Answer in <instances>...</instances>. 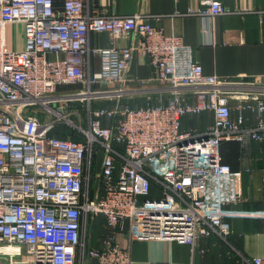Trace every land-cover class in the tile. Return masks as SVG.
<instances>
[{
  "label": "built area",
  "instance_id": "built-area-1",
  "mask_svg": "<svg viewBox=\"0 0 264 264\" xmlns=\"http://www.w3.org/2000/svg\"><path fill=\"white\" fill-rule=\"evenodd\" d=\"M234 13L221 0H200L188 14ZM158 17L91 11L88 0H0V32L18 23L23 34L18 51L0 36V264H132L135 241L194 252L209 238L240 264H264L229 243L225 207L241 200V174L220 154L223 142L264 140V93L205 75L181 37L150 24ZM91 34L131 36L133 44L93 48ZM134 52L153 72L156 104L151 94L137 108L117 100L135 96L124 89ZM113 99L110 108L92 107ZM66 103L83 108L72 109L74 122L62 115ZM38 110L72 125L83 141L51 135L56 123ZM203 114L212 118L204 131L184 129L183 119ZM98 217L107 233L94 248ZM125 227L127 247L116 239Z\"/></svg>",
  "mask_w": 264,
  "mask_h": 264
},
{
  "label": "crops",
  "instance_id": "crops-1",
  "mask_svg": "<svg viewBox=\"0 0 264 264\" xmlns=\"http://www.w3.org/2000/svg\"><path fill=\"white\" fill-rule=\"evenodd\" d=\"M221 2L236 13L203 19L188 14L199 7L200 0H88V5L91 11L108 15L160 16L152 18L150 24L166 34L181 37L192 48L193 58L205 75L232 82L252 83L258 90L247 87L243 91L261 95L264 93V0ZM0 36L8 50L18 51L22 48L20 24H6ZM89 43L93 48H122L131 46L133 40L131 36L113 38L107 34H91ZM152 77L153 72L147 61L134 52L127 70L130 82L124 89L133 91L132 95L139 97L151 94V98L158 101L159 95L153 91L157 84L152 81ZM183 92L193 102L189 91ZM128 94L131 95L130 92ZM161 97L165 99L164 95ZM211 123L209 114L183 119L184 129L199 132ZM254 125V118L248 114L246 126ZM221 158L233 172L241 174V200L225 207L228 215L224 221L231 230L229 243L246 258L264 257V140L258 143H225L221 148ZM99 219L101 217L96 220ZM126 229L116 236L123 247L128 245ZM201 249L206 252L201 253ZM131 260L132 264H240L237 257L228 254L215 238L200 240L194 252L189 246L177 242L135 241L131 245Z\"/></svg>",
  "mask_w": 264,
  "mask_h": 264
},
{
  "label": "rangeland",
  "instance_id": "rangeland-1",
  "mask_svg": "<svg viewBox=\"0 0 264 264\" xmlns=\"http://www.w3.org/2000/svg\"><path fill=\"white\" fill-rule=\"evenodd\" d=\"M65 91L69 92V91H72V90L69 88V89H65ZM117 100L119 102H121V103L128 104L131 108L141 107V106L146 105V103H147V100L145 98L136 97V96L133 97L132 99H128L127 97H123V98H120V99H117ZM117 100L113 99V100H106V101H95L96 102L95 106L96 107L97 106H104V107L107 108V107H110V105L114 104ZM149 103L156 104L157 100L155 98H151ZM63 106H64V110H63V114L62 115H64V117H65V119L67 121L74 122V118H73V116L71 114L72 111H73L72 109L78 108L79 106L76 103H72V104L71 103H66ZM36 109H39V108H36ZM38 112L42 115V118H43L44 122L51 121L52 123H56V124L63 123L64 125H66V126H68L70 128H73L72 125H70L69 123H67V122H65L63 120H61L60 122L58 120H56L54 115H49L47 113H44L41 110H38ZM82 114H83V112H82ZM55 125H54V127H55ZM101 219H99L97 222L94 223L93 230H91V234L89 236L90 246L94 247V248H97L99 246L98 240H100L107 233L106 229L103 227L104 223L102 222Z\"/></svg>",
  "mask_w": 264,
  "mask_h": 264
},
{
  "label": "trees",
  "instance_id": "trees-1",
  "mask_svg": "<svg viewBox=\"0 0 264 264\" xmlns=\"http://www.w3.org/2000/svg\"><path fill=\"white\" fill-rule=\"evenodd\" d=\"M76 104L79 106L78 108L83 112V108H81V104H79V103H76ZM95 105H96V102L92 103V107H94V108L104 107V106H97L96 107ZM112 105H110V107ZM110 107H107V108H110ZM51 135L56 136V137L61 138V139H71V140L76 141V142L83 141V137L80 134H78L76 130L64 125L63 123L56 124L55 127L51 131ZM225 143H228V142H223L221 144L220 154H221V148H222L223 144H225ZM222 162H223V159H222Z\"/></svg>",
  "mask_w": 264,
  "mask_h": 264
},
{
  "label": "water",
  "instance_id": "water-1",
  "mask_svg": "<svg viewBox=\"0 0 264 264\" xmlns=\"http://www.w3.org/2000/svg\"><path fill=\"white\" fill-rule=\"evenodd\" d=\"M91 228H92V223L90 224V228H89V231L91 230Z\"/></svg>",
  "mask_w": 264,
  "mask_h": 264
}]
</instances>
